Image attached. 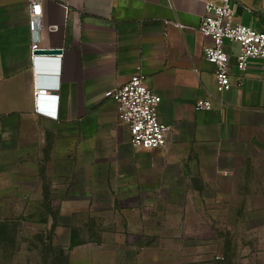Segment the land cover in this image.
Masks as SVG:
<instances>
[{
	"label": "crops",
	"instance_id": "1",
	"mask_svg": "<svg viewBox=\"0 0 264 264\" xmlns=\"http://www.w3.org/2000/svg\"><path fill=\"white\" fill-rule=\"evenodd\" d=\"M219 1L42 0V47L65 50L47 58L45 73L31 59L29 0H0V199L28 176L36 186L46 176L59 224L111 215L130 229L146 207L174 200L192 208L195 224L203 222L195 207H204L209 221L239 233L242 264H264V62L252 60L241 77L240 46L226 41L239 81L217 92L204 56L212 42L199 29L207 4ZM232 8L236 23L264 32V0ZM139 73L173 128L165 149H135L106 97ZM36 80L59 88L39 100L55 117L36 111ZM209 97L213 109L196 110Z\"/></svg>",
	"mask_w": 264,
	"mask_h": 264
},
{
	"label": "rangeland",
	"instance_id": "2",
	"mask_svg": "<svg viewBox=\"0 0 264 264\" xmlns=\"http://www.w3.org/2000/svg\"><path fill=\"white\" fill-rule=\"evenodd\" d=\"M42 184L11 189L0 199V264H242L238 232L209 221L207 208L195 207L203 222L189 218L190 206L144 208L135 229L113 223L111 215L76 217L59 224L57 196ZM111 191L101 192L111 196ZM88 219V221H87ZM64 227V231L60 228ZM255 261L258 256H247ZM264 258V257H263Z\"/></svg>",
	"mask_w": 264,
	"mask_h": 264
},
{
	"label": "built area",
	"instance_id": "3",
	"mask_svg": "<svg viewBox=\"0 0 264 264\" xmlns=\"http://www.w3.org/2000/svg\"><path fill=\"white\" fill-rule=\"evenodd\" d=\"M232 1L220 0L218 3H208L199 29L200 34L212 42L205 48L204 56L207 62L215 67V80L219 94L231 91L239 81L237 79L235 82L231 74L230 58L225 50L226 41H231L240 46V55L236 65L241 77L245 76L252 60L264 62V32H258L236 23ZM29 3L32 61L36 62L42 57L55 56V54H51L53 52H59L60 55L57 56L63 58L64 49H45L42 47V33L45 29L42 0H29ZM52 29L57 30L56 27ZM38 53L44 55H38ZM58 89L57 87L42 86L41 82L36 80L34 91L38 114L55 117L54 114L39 107V100L51 95L52 92H58ZM106 97L116 101L118 118L121 124L128 129L131 144L135 149L160 150L168 147L173 128L160 120L159 107L162 98L149 87L143 74H136L122 87L109 91ZM212 98L198 100L195 104L196 110H212Z\"/></svg>",
	"mask_w": 264,
	"mask_h": 264
},
{
	"label": "water",
	"instance_id": "4",
	"mask_svg": "<svg viewBox=\"0 0 264 264\" xmlns=\"http://www.w3.org/2000/svg\"><path fill=\"white\" fill-rule=\"evenodd\" d=\"M57 53H59V52H53L51 54H57ZM38 55H44V54L38 53ZM46 55H50V54H46ZM47 58L48 57L40 58V60H41V70L43 72H45V73H48L50 71V69H51L49 61H47ZM45 75H47V74H45Z\"/></svg>",
	"mask_w": 264,
	"mask_h": 264
}]
</instances>
